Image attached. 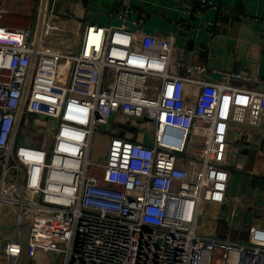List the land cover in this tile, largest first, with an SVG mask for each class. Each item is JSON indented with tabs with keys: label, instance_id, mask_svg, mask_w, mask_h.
<instances>
[{
	"label": "built area",
	"instance_id": "obj_1",
	"mask_svg": "<svg viewBox=\"0 0 264 264\" xmlns=\"http://www.w3.org/2000/svg\"><path fill=\"white\" fill-rule=\"evenodd\" d=\"M6 15L0 218L13 224L0 228V264H264V205L250 223L254 202L225 211L228 169L250 173L256 160L242 132L264 139V87L209 81L175 60L173 35L83 24L48 0L33 27ZM116 114L143 135L152 120L151 143L120 136ZM207 203L223 208L215 236L197 231Z\"/></svg>",
	"mask_w": 264,
	"mask_h": 264
},
{
	"label": "crops",
	"instance_id": "obj_2",
	"mask_svg": "<svg viewBox=\"0 0 264 264\" xmlns=\"http://www.w3.org/2000/svg\"><path fill=\"white\" fill-rule=\"evenodd\" d=\"M41 1L36 0L32 9L22 2L18 13L9 15L1 6L6 0H0V7L7 11L1 21L10 26L33 27L37 23V7ZM211 1L213 4L207 10L199 12L197 4L191 0H133L129 3L132 11L125 15L122 14L125 1L120 3L117 0H48V4L51 12L72 15L83 24L126 25L130 30L162 36L173 35L175 60L201 66L205 79L220 82L235 76L236 73L246 72L249 76L247 81L232 78L231 83L236 86L264 87V0ZM32 10L35 11L34 19L29 16ZM135 20L138 22L135 23ZM129 121L127 117L116 114L111 120V125L121 132V124L130 125ZM127 132L135 136V140L151 143L147 135L129 130ZM241 135L251 145L259 144L257 153L264 150V139H260L254 130L243 131ZM252 174L264 177V172L251 171L250 174L240 173L235 180V176L231 174V191L246 192ZM220 208L221 206L208 203L204 206V218L214 222L213 226L204 225L208 236L216 235L215 218ZM206 212L212 217L206 216ZM241 218L239 213L237 219Z\"/></svg>",
	"mask_w": 264,
	"mask_h": 264
},
{
	"label": "rangeland",
	"instance_id": "obj_3",
	"mask_svg": "<svg viewBox=\"0 0 264 264\" xmlns=\"http://www.w3.org/2000/svg\"><path fill=\"white\" fill-rule=\"evenodd\" d=\"M26 3L28 7H30V9L35 7V3L36 0H6L4 5H0L5 8L8 11L9 15H16L18 12V7L21 5V3ZM29 16L32 17V19H34V14L35 11L32 10L31 12H29ZM174 55H176V52L174 53ZM236 75V74H235ZM230 78H235L234 76H231ZM148 129L147 131V136L151 137L153 136V133L155 131V126H154V122L152 120H147L146 122ZM126 129V128H125ZM262 149V148H261ZM103 157L100 158L101 161H103ZM250 170H252L254 173L258 172H264V150H260L257 154H256V160L254 162V166L253 168H250ZM228 171H230L232 173V176H235V180L237 179V176L240 174L239 172H234V170L232 169H228ZM238 173V174H237ZM243 174V173H242ZM261 176V175H258ZM234 184V182H232ZM245 192H240V193H233L231 191V188H229V199H228V203L226 205V209L225 211H228V209L232 206V207H240V208H246L249 206V203L252 202L251 199H249L248 197H246V194H244ZM240 201V202H238ZM222 207L219 209L217 215L222 214ZM208 212H206V216ZM212 217V216H209ZM8 212L4 211L2 212V216L0 218V228L1 229H11L9 226H12V217H10V221L9 224H6V220H8ZM5 221V222H4ZM204 225H214V222L212 220H209L207 217H205L203 220H201L199 222L197 231L201 234H205L207 235L208 233L205 232L204 230ZM216 234H218V231L216 230ZM24 260L26 261V258H24Z\"/></svg>",
	"mask_w": 264,
	"mask_h": 264
},
{
	"label": "water",
	"instance_id": "obj_4",
	"mask_svg": "<svg viewBox=\"0 0 264 264\" xmlns=\"http://www.w3.org/2000/svg\"><path fill=\"white\" fill-rule=\"evenodd\" d=\"M80 18L83 19L84 17H80ZM232 170H234V172L243 173V172H241L240 170H238L236 168H232ZM243 174H248V173H243ZM252 176H253V174H252ZM257 182L258 181L253 176L251 181L249 182L247 190L245 192L246 197L251 199L252 202H254L256 205H259V207L256 208L254 212H251V213L248 214L247 219H246L247 223H250L254 216H260L262 214V212H263L262 208L260 206L264 205V203L261 200L260 193L264 189V179H261L260 182H258V183ZM257 185L259 186V189L257 188ZM255 188H257L256 191H255ZM246 238H247V234H246V232H244V234L241 236L240 239L246 240Z\"/></svg>",
	"mask_w": 264,
	"mask_h": 264
},
{
	"label": "trees",
	"instance_id": "obj_5",
	"mask_svg": "<svg viewBox=\"0 0 264 264\" xmlns=\"http://www.w3.org/2000/svg\"><path fill=\"white\" fill-rule=\"evenodd\" d=\"M126 128V129H125ZM121 129H122V131L120 132V136H122V137H126V136H129V137H131V139L132 140H135L136 138H135V136H130V135H126V131L127 130H129V131H131V132H137L136 131V129L135 128H133V127H130V125H129V123H127V124H124L123 123V125L121 124Z\"/></svg>",
	"mask_w": 264,
	"mask_h": 264
}]
</instances>
